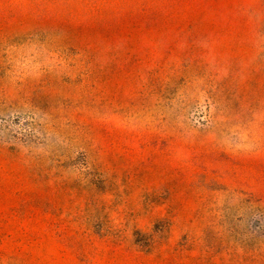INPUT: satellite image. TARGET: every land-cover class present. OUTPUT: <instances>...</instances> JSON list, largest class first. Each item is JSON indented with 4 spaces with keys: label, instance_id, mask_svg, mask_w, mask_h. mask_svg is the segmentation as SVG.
Instances as JSON below:
<instances>
[{
    "label": "rangeland",
    "instance_id": "1",
    "mask_svg": "<svg viewBox=\"0 0 264 264\" xmlns=\"http://www.w3.org/2000/svg\"><path fill=\"white\" fill-rule=\"evenodd\" d=\"M0 264H264V0H0Z\"/></svg>",
    "mask_w": 264,
    "mask_h": 264
}]
</instances>
